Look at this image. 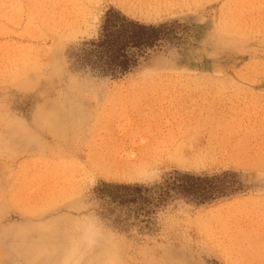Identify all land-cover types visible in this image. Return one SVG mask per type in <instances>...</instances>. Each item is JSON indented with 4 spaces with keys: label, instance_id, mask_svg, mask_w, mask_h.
Listing matches in <instances>:
<instances>
[{
    "label": "rangeland",
    "instance_id": "obj_1",
    "mask_svg": "<svg viewBox=\"0 0 264 264\" xmlns=\"http://www.w3.org/2000/svg\"><path fill=\"white\" fill-rule=\"evenodd\" d=\"M110 7L171 22L117 78L74 60ZM175 171H228L238 189L174 195L147 224L96 190ZM0 255L264 264V0H0Z\"/></svg>",
    "mask_w": 264,
    "mask_h": 264
},
{
    "label": "trees",
    "instance_id": "obj_2",
    "mask_svg": "<svg viewBox=\"0 0 264 264\" xmlns=\"http://www.w3.org/2000/svg\"><path fill=\"white\" fill-rule=\"evenodd\" d=\"M171 22L146 23L134 19L121 10L110 7L102 16L98 36L83 41L74 52L75 63L98 75L117 78L136 66L149 49L169 35ZM228 171L218 174H195L175 171L164 183L101 182L96 190L114 208L126 210L141 222L150 223L149 214L174 195L205 201L238 189Z\"/></svg>",
    "mask_w": 264,
    "mask_h": 264
},
{
    "label": "bare ground",
    "instance_id": "obj_3",
    "mask_svg": "<svg viewBox=\"0 0 264 264\" xmlns=\"http://www.w3.org/2000/svg\"><path fill=\"white\" fill-rule=\"evenodd\" d=\"M137 1V0H136ZM148 144V143H147ZM106 160V159H105ZM49 250V249H48ZM0 257H1V255H0Z\"/></svg>",
    "mask_w": 264,
    "mask_h": 264
}]
</instances>
